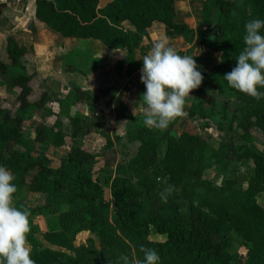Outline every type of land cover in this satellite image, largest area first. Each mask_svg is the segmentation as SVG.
Masks as SVG:
<instances>
[{"label":"trees","instance_id":"1","mask_svg":"<svg viewBox=\"0 0 264 264\" xmlns=\"http://www.w3.org/2000/svg\"><path fill=\"white\" fill-rule=\"evenodd\" d=\"M247 2L248 10L238 21L232 19L233 0H205L201 8L200 26L213 34L208 47L218 52V62L205 66L196 60L197 70L203 82L222 86L239 101V114L233 121L243 142L230 144V153L251 168L248 176L228 177L219 186L204 177L209 148L206 138L186 130L174 134L173 121L166 130L150 128L144 122L129 129L127 139L138 142L134 155L105 170L107 174L101 178H95L88 166L94 154L77 144L67 152L68 162L78 166L74 174L65 164L52 167L43 156L10 146L24 140L25 112L44 107L49 98L45 93L31 97L33 75L24 71L29 59L26 46L12 35L7 37L4 51L8 62L1 58L0 47V73L16 89L18 105L15 109L0 108V166L13 174L17 191L22 186L42 196L38 206L15 202L17 208L31 213L27 239L35 264H123L119 260L122 254L143 259L141 245L158 252L159 264H264V207L256 199L257 193L264 192V154L248 144L256 138L253 130L264 143V98L257 101L230 88L223 77L236 66V58L245 47V24L252 19L264 20V0ZM6 5L0 2V16ZM32 21L35 31L47 27L65 37L94 39L107 48H123L127 76L143 66L137 50L142 53L144 49L146 28L162 25L163 36L169 40L181 37L192 43L195 38L194 28L177 19V0H108L103 5L99 0H63L61 8L54 0H34ZM175 50L187 55L184 48ZM9 64L22 69L12 70ZM258 90L264 92V88ZM70 96L91 105L97 98L80 87ZM188 112L204 118L209 115L202 101ZM62 116L67 118L74 140L91 130L105 138L106 148L122 139L102 126L106 123L102 113H98L99 126L79 113L63 111ZM35 140L54 147L64 144L62 118L51 126L36 125ZM162 143L165 148L160 154ZM169 185L174 191L167 203H162L160 194ZM62 205L67 209L61 210ZM43 212H59L58 227L38 231L33 217ZM226 225L248 244L243 261L230 249L233 239L224 232ZM83 228L96 234L98 247L92 242L74 243L75 230ZM151 228L165 238H149Z\"/></svg>","mask_w":264,"mask_h":264},{"label":"rangeland","instance_id":"2","mask_svg":"<svg viewBox=\"0 0 264 264\" xmlns=\"http://www.w3.org/2000/svg\"><path fill=\"white\" fill-rule=\"evenodd\" d=\"M54 1L58 8L62 7L63 0ZM99 1L103 5L108 0ZM204 1L177 0V19L185 21L194 28L195 38L192 43H185L181 37L168 39V42L174 49L184 48L187 55L193 56L195 60H201L205 66H208L218 62V52L208 47L213 34L207 33V29L200 26L201 8ZM233 1L232 19L238 21L248 10V2L247 0ZM21 24L24 30L19 34V38L26 45L29 55V59L25 61L24 71L26 72L28 67L29 71L37 74L39 70L41 72L39 74L44 75L45 79L40 88L37 86L38 80L33 81L34 90L31 97L38 98L45 93L49 99L44 107L25 112L24 140L21 143L13 142L10 146L43 156L45 162L52 167L65 164L74 174L78 166L68 162L67 152L73 144H77L94 154L93 161L88 164L93 176L95 178L105 176L107 174L105 170L112 169L117 162L130 158L137 149L138 142L128 140L126 133L144 121L143 113L146 106L141 96L146 89L140 79L141 69L131 76L125 74L126 63L123 48H107L94 39L65 37L47 27L49 32L42 30L36 33L40 28L36 31L32 30V20L24 19ZM162 37H164L162 25L154 24L146 28L142 39L144 49L142 53L137 50V56L143 58L154 42ZM5 46L6 42L0 40V47L4 50ZM9 65L12 70L22 69L17 65ZM75 87L87 89L96 94L94 104L74 101L70 94ZM11 88L12 85L0 73V108L15 109L17 107L16 94L11 92ZM198 101L203 102V108L209 114L208 117L189 114V108ZM239 104L235 96L222 86L202 82L201 86L187 97L183 109L184 115L176 118L172 123L174 134L186 130L191 133H200L206 138L209 148L205 160L204 177L217 186L228 177H243L251 173V168L247 163L236 160L230 153V144L243 142L239 137L240 130L236 127V120L233 121L234 116L239 114ZM63 111L88 116L95 126L101 124L98 113H102L106 119V123H102V126H106L112 135H121L122 139L116 141L112 147L106 148L105 138L96 130H91L74 140L69 135L68 120L62 116ZM57 118H62V128L65 133L64 144L54 147L36 141V125L51 126ZM253 134L256 138L248 144L264 154L262 136L256 130H253ZM164 148V143H162L159 149L160 154L164 152ZM106 163L109 164L107 168ZM162 182L164 179H161ZM108 189L105 187L107 193H109ZM41 198L39 193H31L26 187L21 186L14 195L13 201L14 204L17 200H21L29 205L38 206ZM256 199L264 207V192L257 193ZM64 209H67V205L61 206V210ZM58 214L59 212L35 213L33 224L38 231L58 227L60 224ZM37 216L39 221H37ZM38 222L42 229L38 227ZM224 232L232 236L231 251L243 261L248 253V244L232 227L226 225ZM148 236L154 240L165 238V234H158L153 228ZM73 240L76 245L92 242L97 247L99 246L96 234L85 228L75 230Z\"/></svg>","mask_w":264,"mask_h":264},{"label":"clouds","instance_id":"3","mask_svg":"<svg viewBox=\"0 0 264 264\" xmlns=\"http://www.w3.org/2000/svg\"><path fill=\"white\" fill-rule=\"evenodd\" d=\"M244 27L245 47L236 58V66L223 77L230 88L259 101L264 98V92L258 90L264 88V20L252 19ZM142 60L140 79L146 89L141 96L146 106L143 122L150 128L166 130L173 120L184 115L187 97L201 86L204 77L193 56L179 55L167 37L154 42ZM14 179L6 167L0 166V264H35L27 239L31 213L15 206ZM173 191L174 186L169 185L161 192L162 203H167ZM139 251L143 253L142 260L123 254L119 260L123 264H159L155 249L141 245Z\"/></svg>","mask_w":264,"mask_h":264},{"label":"crops","instance_id":"4","mask_svg":"<svg viewBox=\"0 0 264 264\" xmlns=\"http://www.w3.org/2000/svg\"><path fill=\"white\" fill-rule=\"evenodd\" d=\"M0 2H5L7 5L0 16V40L2 42H6V39L9 35H12L16 38V40L24 44V42L19 38V34H21L24 30L22 20H32L34 14V1L33 0H0ZM59 2V1H58ZM28 14V15H27ZM28 16V17H27ZM42 30H47L46 27H41L39 31L36 33H40ZM48 31V30H47ZM49 32V31H48ZM26 46V45H25ZM28 54V51H27ZM1 58L8 62L5 51L2 50ZM35 60V58H33ZM26 73H30L33 75L31 79V85L34 90L33 81L38 80V87L45 82L44 75H41L39 70H37V74L33 71H29L27 67ZM135 73V72H134ZM40 78H43L42 80ZM11 85V84H10ZM11 92L16 94V89L12 86ZM13 93V94H14ZM16 98V97H15ZM34 219V217H33ZM37 221H39V217L37 216ZM34 222V221H33ZM37 223V222H36ZM38 227L42 229L40 222H38ZM41 231V230H39ZM43 231H46L45 229Z\"/></svg>","mask_w":264,"mask_h":264}]
</instances>
